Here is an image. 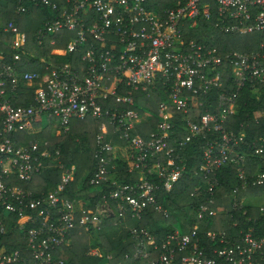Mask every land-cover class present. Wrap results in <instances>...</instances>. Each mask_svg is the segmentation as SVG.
<instances>
[{
    "label": "built area",
    "instance_id": "obj_1",
    "mask_svg": "<svg viewBox=\"0 0 264 264\" xmlns=\"http://www.w3.org/2000/svg\"><path fill=\"white\" fill-rule=\"evenodd\" d=\"M27 1L54 11L36 35L38 44L48 38L54 49L59 32L73 33L66 52L84 48L83 64L59 62L49 54L35 70L24 69V54H30L25 32L12 21L0 24L5 34L0 36V264H68L63 251L78 228L101 225L109 217L129 230L135 248L123 259L109 252L107 264H264V236L255 235L254 227L236 235L208 230L213 243L199 235L202 221L220 211L252 206L264 214V192L252 191L264 187V133L250 138L246 122L229 126L246 84L264 93V54L223 52L190 38L199 18L213 20L225 35L264 34V0ZM28 9L19 0L16 12ZM31 88L33 102L16 105ZM41 114L57 123L43 126ZM89 118L100 122L90 184L104 190L92 215L84 202L64 196L75 169L40 195L17 184L32 182L49 168H64L56 158L60 150L50 155L47 137L30 134L20 141L23 131L38 126L60 135L73 120ZM116 140L130 147L127 173L139 175L133 182L119 176L111 156ZM193 145L201 163L190 173L202 177L208 195L197 207L196 223L186 231L172 225L161 241L147 227L124 223L142 220L149 208L169 216L159 191L171 192L188 173L184 156ZM254 158L260 163L253 170L248 161ZM226 166L235 169L239 182L220 203L218 172ZM8 228L25 247L8 248L3 239ZM100 249L90 253L101 256Z\"/></svg>",
    "mask_w": 264,
    "mask_h": 264
},
{
    "label": "trees",
    "instance_id": "obj_2",
    "mask_svg": "<svg viewBox=\"0 0 264 264\" xmlns=\"http://www.w3.org/2000/svg\"><path fill=\"white\" fill-rule=\"evenodd\" d=\"M29 7L27 12H16L19 0H0V24H8L14 22L18 24L20 29L26 34L27 51L32 53L24 54L25 58L22 62V67L27 70H35L36 63H40L42 56L52 55L59 62H73L75 65L83 64L81 54L84 48L80 47L74 53L66 52L67 46L73 33L61 31L58 33V43L54 47L56 50L53 53V47L49 45L48 38L40 45L36 41V35L44 26L45 22L54 18V11L47 6H35L25 0ZM4 37L5 34H0ZM190 38H194L197 42H205L210 45L218 46L223 52L231 50H239L243 52L260 51L264 54V49L261 48V43L264 40V34L260 32L249 33L244 35H225L220 33L214 25L213 20L199 18L196 27L191 31ZM3 44L0 43V48ZM56 55V56H54ZM48 58V56H47ZM231 88V87H230ZM228 88V89H230ZM34 88L28 89L26 98L15 100L14 103L19 105L30 104L33 102ZM264 110V93H256L249 84H246L240 91L239 107L235 115H232L229 126L231 128H239L243 122H246L244 127L248 131L250 138H256L264 133V118L260 113ZM100 122L92 118L73 120L70 130L65 131L60 135L48 131L47 129L39 130L38 126L29 128L22 132L19 137L20 141H26L30 134H35L41 138H48L50 155L55 156L57 150L61 151L58 160L62 159L64 168H49L42 175H37L32 182L18 181V185L25 190H31L35 195L47 193L61 181L63 175L68 171L75 169L76 172L66 186L64 196L71 199L84 201V207L89 215L96 211V206L102 200L104 190L94 187L90 184V178L95 171L94 147L97 134L100 132ZM154 127V126H153ZM117 143L116 141L114 142ZM121 146H116L113 157L114 163L117 166L119 176L126 182H133L138 178V174H128L127 170L132 164L129 159L130 147L127 142L119 140ZM185 163L187 171L183 178L179 180L171 192L159 191V202L167 209L169 216L156 212L153 208H149L148 214L142 220H126L128 226L136 225L138 227H147L161 241L165 236L173 230L172 225H176L181 230L186 231L196 223L195 213L201 202L206 201L208 195L203 191L202 177L190 173L193 168L201 163V158L195 145L187 153ZM259 158L249 160V165L253 170L260 162ZM218 176L220 186L216 188V199L221 203L222 197L229 193L239 182L236 178L235 169L232 166H226L219 170ZM199 186V190L196 187ZM96 188L95 190L92 188ZM106 191V190H105ZM254 192H264V187L253 189ZM244 192L242 195H245ZM248 213L244 214V210ZM245 209H234L231 212L220 211L215 217H209L202 221V228L199 233L200 237L208 243H213L212 239H207L206 232L211 229L226 230L229 235H236L240 230H248L254 227L255 235L264 236V214L260 210L248 206ZM83 215V214H81ZM252 217L251 220L249 217ZM12 220L19 219L17 216H12ZM119 220V219H118ZM117 219L109 217L100 225L98 222H93L89 229L84 227L78 228L72 239L71 246L65 247L63 251L64 257L68 264H107L106 255L109 252L118 255V259H123L126 254L132 255L135 248V241L129 230L116 225ZM237 222V225L235 223ZM131 223V224H130ZM13 224V223H12ZM118 227L119 231H105L101 240V256H94L90 251L97 247L92 244L90 237L93 234L96 226H101L102 230ZM9 222V228H10ZM7 229V234L3 236L5 243L9 249L16 247H25V241L16 232ZM15 230V228H14ZM118 236L111 237L113 233H118ZM137 263V262H136ZM138 264V263H137Z\"/></svg>",
    "mask_w": 264,
    "mask_h": 264
},
{
    "label": "rangeland",
    "instance_id": "obj_3",
    "mask_svg": "<svg viewBox=\"0 0 264 264\" xmlns=\"http://www.w3.org/2000/svg\"><path fill=\"white\" fill-rule=\"evenodd\" d=\"M38 119L43 123V126H46L47 124H49L50 126H54L57 123L56 120H54V119L50 120V118L47 115H45V114L39 115L38 116ZM50 132H52V130H50ZM116 142L117 143L115 144V147L117 145L118 146H121V144H119V140H116ZM92 189L95 190L96 188L93 187ZM259 201H260V199H258L257 202H259ZM118 227H121V226H118ZM118 227L115 226L114 228L112 227V228H109L107 230L106 229L105 230H102V228L101 229H99V228L95 229L94 232H93V234L90 237L91 243L94 244V245H96V246H98V247H101L100 244H101L102 236L104 235L103 233L105 231H111V230L112 231H119L120 229Z\"/></svg>",
    "mask_w": 264,
    "mask_h": 264
},
{
    "label": "crops",
    "instance_id": "obj_4",
    "mask_svg": "<svg viewBox=\"0 0 264 264\" xmlns=\"http://www.w3.org/2000/svg\"><path fill=\"white\" fill-rule=\"evenodd\" d=\"M82 201V200H81ZM84 201H82L83 203ZM131 224V223H130ZM119 235V232L118 233H113L112 235H110L111 237H115V236H118Z\"/></svg>",
    "mask_w": 264,
    "mask_h": 264
}]
</instances>
